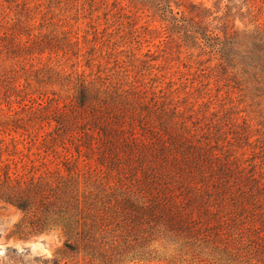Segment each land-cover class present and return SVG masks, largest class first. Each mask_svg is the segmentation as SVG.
I'll use <instances>...</instances> for the list:
<instances>
[{
    "label": "trees",
    "instance_id": "obj_1",
    "mask_svg": "<svg viewBox=\"0 0 264 264\" xmlns=\"http://www.w3.org/2000/svg\"><path fill=\"white\" fill-rule=\"evenodd\" d=\"M5 205L96 264H264V0H0Z\"/></svg>",
    "mask_w": 264,
    "mask_h": 264
},
{
    "label": "rangeland",
    "instance_id": "obj_2",
    "mask_svg": "<svg viewBox=\"0 0 264 264\" xmlns=\"http://www.w3.org/2000/svg\"><path fill=\"white\" fill-rule=\"evenodd\" d=\"M196 2H201L212 6L215 0H195ZM95 16H98V23L101 24L100 30L102 31L100 35H97L99 38L101 35L110 34L111 38H119L122 33H127L130 31V28L140 26L144 18L135 21L136 24L128 23V18L121 16L119 18L109 15L106 18V15L103 14L102 7L94 10ZM79 24L80 35L85 34V31L88 30L89 38L93 36V29L87 26V18H81ZM108 21L107 25H111L106 28L105 22ZM121 22V23H119ZM123 31H121L120 29ZM140 32L143 29L140 28ZM153 42H157V39ZM153 42L143 40V48L151 47L153 50H156L157 47L153 45ZM133 46H136L135 41H133ZM175 57V56H174ZM176 61H173L175 63ZM176 65V63H175ZM22 212L19 211L16 207L12 205H5L0 209V264H5L7 262V254L16 255L17 257L22 258L17 262H10L8 264H38L35 262V259H51L56 258L61 264H96L92 263L88 258L84 257L82 254H72L65 250L64 243L66 236L63 230L60 227H53L51 229L45 230L39 233H30V234H19L17 233V225L22 219ZM15 250V251H13ZM159 254L162 256L172 257L175 254V251L172 248L159 246ZM98 262V261H97ZM166 260L164 258L162 261H152L150 263H140V264H163ZM40 263V264H50ZM137 264V263H131Z\"/></svg>",
    "mask_w": 264,
    "mask_h": 264
}]
</instances>
